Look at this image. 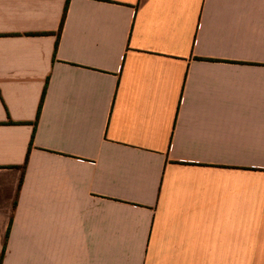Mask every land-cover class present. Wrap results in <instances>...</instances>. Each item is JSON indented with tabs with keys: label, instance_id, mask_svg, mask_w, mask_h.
Here are the masks:
<instances>
[{
	"label": "crops",
	"instance_id": "obj_1",
	"mask_svg": "<svg viewBox=\"0 0 264 264\" xmlns=\"http://www.w3.org/2000/svg\"><path fill=\"white\" fill-rule=\"evenodd\" d=\"M1 255L264 264V0H0Z\"/></svg>",
	"mask_w": 264,
	"mask_h": 264
},
{
	"label": "trees",
	"instance_id": "obj_2",
	"mask_svg": "<svg viewBox=\"0 0 264 264\" xmlns=\"http://www.w3.org/2000/svg\"><path fill=\"white\" fill-rule=\"evenodd\" d=\"M45 93V92H44ZM43 93V95H44ZM42 100H43V97H42ZM42 100H41V103H40V106H39V110H38V113L40 112V108H41V104H42ZM2 259V255L0 256V260Z\"/></svg>",
	"mask_w": 264,
	"mask_h": 264
}]
</instances>
